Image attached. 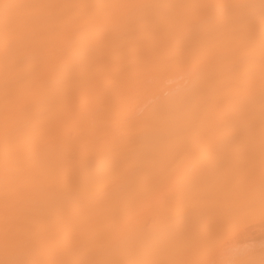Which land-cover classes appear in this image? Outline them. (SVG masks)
<instances>
[{"label":"snow or ice","instance_id":"snow-or-ice-1","mask_svg":"<svg viewBox=\"0 0 264 264\" xmlns=\"http://www.w3.org/2000/svg\"><path fill=\"white\" fill-rule=\"evenodd\" d=\"M209 10L220 15L209 17ZM137 11L143 14L136 19L151 32L181 34L195 23L208 24L205 33L191 35L208 56H223L224 72L234 73L218 79L214 90L222 99L245 97L249 101L233 124L227 150L203 176L205 190L193 197L195 203L216 205L217 227L211 236L194 224L190 230L148 237L139 206L127 208L105 231L91 233L83 227L91 219L89 209L101 210L106 188L145 172L152 173L158 185L152 200L178 212L192 206L185 198L186 173L204 165L207 140L215 128V114L207 107V89L184 97L177 105L192 131L180 154V165L172 173L158 166L169 142L167 135H161L158 142L143 141L137 150L107 155L100 162L65 147V115L101 91L115 99L125 95V81L107 79L102 68L93 67L102 58L81 61L85 65L82 83L66 87L63 115H54L46 124L29 119L32 100L51 81L63 59L81 41L92 40L100 27ZM73 32L80 33L79 40H73ZM188 60L187 54L175 53L162 70L182 68ZM225 89L229 90L226 95ZM139 133V127L130 126L127 135L135 141ZM71 171L82 173L92 187L71 198H47L45 193ZM0 178V264H264V249L256 261L247 250L232 247L231 241L233 229L245 217L257 213L264 217V0L258 5L0 0ZM216 189L235 194L219 202ZM93 190L100 197L95 201L90 195ZM25 212L22 234L17 224ZM124 248L138 251L128 255L121 251Z\"/></svg>","mask_w":264,"mask_h":264},{"label":"bare ground","instance_id":"bare-ground-1","mask_svg":"<svg viewBox=\"0 0 264 264\" xmlns=\"http://www.w3.org/2000/svg\"><path fill=\"white\" fill-rule=\"evenodd\" d=\"M6 2L31 3H101V4H226L254 3L259 0H6ZM142 12L129 13L127 18H114L111 23L100 27L90 41H81L66 56L52 76L51 81L39 90L29 108V119L36 124L48 123L54 115H63L68 97V84H81V73L85 67L81 61L102 58L94 68H102L107 79L119 78L126 83L123 98L115 99L101 91L86 97L72 113L64 116L62 132L65 147L69 152L83 153L94 162L102 161L107 155L125 149L137 150L141 142H158L161 135H167L169 142L161 153L159 167L172 173L180 165V154L189 143L192 126L177 108L186 96L199 95L201 88L208 91V109L215 114V128L207 140L204 165L186 173L184 191L191 207L178 212L152 200L151 194L158 191L152 173L145 172L104 190L101 210L89 209L90 220L83 227L91 233L105 231L131 206L142 211L146 235L156 238L168 233L190 230L194 224L209 236L217 227V208L213 203L198 204L194 194L205 190L203 176L214 167L229 146L234 122L247 110L249 101L245 97L229 101L220 98L214 90L218 79H228L233 72H224L222 55L208 56L206 50L191 33H205L208 24L198 22L189 32L174 34L168 31L146 30L136 17ZM220 13L209 10V17ZM73 40L80 39V33L73 32ZM258 57V38L256 43ZM175 53L189 56L187 64L175 70H162L168 57ZM105 81H102L103 84ZM228 89L224 90L226 95ZM255 117L259 122V90L255 95ZM139 127L135 141L129 139V127ZM27 163V162H26ZM91 182L80 172L71 171L65 179L45 193L51 200L71 198L77 191L90 189ZM219 202H227L235 193L229 189L214 190ZM2 195V178H0ZM93 201L99 199L95 191L90 192ZM26 215L21 213L17 227L23 234ZM232 247L245 249L252 258L259 261L264 249V217L259 213L245 217L231 233ZM125 254L135 255L138 249L124 248Z\"/></svg>","mask_w":264,"mask_h":264}]
</instances>
